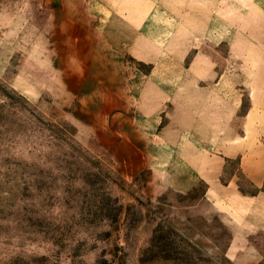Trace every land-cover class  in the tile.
<instances>
[{"label": "rangeland", "instance_id": "374dc122", "mask_svg": "<svg viewBox=\"0 0 264 264\" xmlns=\"http://www.w3.org/2000/svg\"><path fill=\"white\" fill-rule=\"evenodd\" d=\"M165 2L0 0V37L29 41L0 75V264H264L263 232L227 251L232 233L205 184L165 185L180 179V156L155 169L165 121L137 113L134 88L183 82L198 52L197 28L167 24ZM231 180L257 194L238 160Z\"/></svg>", "mask_w": 264, "mask_h": 264}, {"label": "crops", "instance_id": "0c3cea01", "mask_svg": "<svg viewBox=\"0 0 264 264\" xmlns=\"http://www.w3.org/2000/svg\"><path fill=\"white\" fill-rule=\"evenodd\" d=\"M165 1L161 8L167 24L197 28L196 39L190 38L198 43V52L183 70V82L165 76L136 85L133 105L152 126L165 121L153 148L165 151L166 163L155 169L169 170L180 156V179L168 178L165 185L188 191L205 184L204 198L232 233L227 251L237 254L264 233V0ZM22 21L24 35L31 22L29 16ZM7 25L0 18V31ZM22 43L17 45L29 47V41ZM16 46L0 37V75ZM245 100L248 108L240 115ZM235 160L260 190L256 195H244L232 180L222 182L228 163Z\"/></svg>", "mask_w": 264, "mask_h": 264}, {"label": "trees", "instance_id": "16d2710c", "mask_svg": "<svg viewBox=\"0 0 264 264\" xmlns=\"http://www.w3.org/2000/svg\"><path fill=\"white\" fill-rule=\"evenodd\" d=\"M260 190L257 189V193H259Z\"/></svg>", "mask_w": 264, "mask_h": 264}]
</instances>
